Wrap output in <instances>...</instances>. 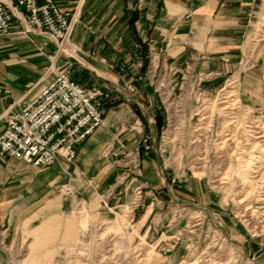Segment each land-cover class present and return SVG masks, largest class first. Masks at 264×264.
Returning <instances> with one entry per match:
<instances>
[{
  "label": "crops",
  "instance_id": "0c3cea01",
  "mask_svg": "<svg viewBox=\"0 0 264 264\" xmlns=\"http://www.w3.org/2000/svg\"><path fill=\"white\" fill-rule=\"evenodd\" d=\"M54 1L62 11L76 10L63 51L45 35L20 32L18 20L9 35L0 37V89L9 91L6 97L0 93V131L7 115L18 113L65 68L86 89L102 92L104 120L76 146L72 161L58 157L35 167L0 157V264H11L8 243L21 233L32 241L29 256L44 242L59 241L68 188L96 209L122 203L134 189L132 184L117 187L122 168L115 159L135 150L141 134L149 135L153 145L140 154L149 194L156 193L167 205L212 203L201 177L194 178L184 163L167 164L158 154L165 107L148 70L170 68L171 94L179 91L187 63L196 71L216 73L206 91H221L231 76L239 78L238 90L255 91L263 74L259 56L248 66L241 62L260 0ZM179 144L182 150V141ZM77 220L82 226L80 215ZM169 253L160 259L162 264L178 263L182 246ZM255 264H264V252Z\"/></svg>",
  "mask_w": 264,
  "mask_h": 264
},
{
  "label": "rangeland",
  "instance_id": "374dc122",
  "mask_svg": "<svg viewBox=\"0 0 264 264\" xmlns=\"http://www.w3.org/2000/svg\"><path fill=\"white\" fill-rule=\"evenodd\" d=\"M258 12L241 55L245 66L260 57L258 89L238 90L239 78L231 76L221 91H206L216 73L196 71L187 63L179 91L170 97L185 116L178 117L179 132L167 131L172 139L164 141V154L174 161L166 163H184L194 178L201 177L212 203L167 205L145 184L135 205L134 186L145 183L143 176L123 179L127 167L119 166L117 187L132 184L134 189L122 203L101 210L70 198L59 241L44 242L29 256L32 241L21 233L8 243L11 264H162L160 259L177 245L182 254L176 264H255L264 252V0ZM174 139L182 141V150Z\"/></svg>",
  "mask_w": 264,
  "mask_h": 264
},
{
  "label": "built area",
  "instance_id": "2783aa9c",
  "mask_svg": "<svg viewBox=\"0 0 264 264\" xmlns=\"http://www.w3.org/2000/svg\"><path fill=\"white\" fill-rule=\"evenodd\" d=\"M75 15L76 10L62 11L54 0H0V37L9 35L12 22L18 20L23 25L20 32L34 31L45 35L54 41L57 51H63L68 45ZM148 73L165 107V124L161 128L157 151L166 162H171L174 160L165 157L164 141L172 139L167 137L168 130L173 133L180 131L182 121L178 117L184 113L170 100V68L166 66L158 71L152 66ZM190 78H193L192 74ZM0 93L6 97L9 91L0 89ZM102 95L99 89H86L75 81L69 68L58 72L32 99L26 101L18 113L6 116L0 131V157L22 159L35 167L49 165L58 157L72 161L76 156V146L104 120ZM174 142L177 147L181 140L174 139ZM152 149L150 136L141 134L138 148L125 151L122 158L115 159L118 166L127 167L122 178L131 174L137 181L141 175L140 154ZM174 159L178 157L175 155ZM144 185L140 182L134 186L137 197L133 204L139 205L143 194L141 186ZM67 191L74 201L77 192L69 188Z\"/></svg>",
  "mask_w": 264,
  "mask_h": 264
},
{
  "label": "bare ground",
  "instance_id": "6f19581e",
  "mask_svg": "<svg viewBox=\"0 0 264 264\" xmlns=\"http://www.w3.org/2000/svg\"><path fill=\"white\" fill-rule=\"evenodd\" d=\"M263 134H260V135H258V136H262Z\"/></svg>",
  "mask_w": 264,
  "mask_h": 264
}]
</instances>
